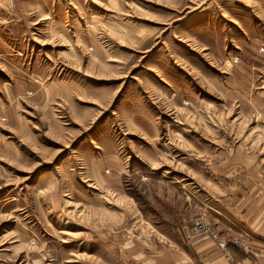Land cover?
<instances>
[{
    "label": "rangeland",
    "instance_id": "obj_1",
    "mask_svg": "<svg viewBox=\"0 0 264 264\" xmlns=\"http://www.w3.org/2000/svg\"><path fill=\"white\" fill-rule=\"evenodd\" d=\"M8 7L0 264H142L183 195L264 190V0Z\"/></svg>",
    "mask_w": 264,
    "mask_h": 264
},
{
    "label": "crops",
    "instance_id": "obj_2",
    "mask_svg": "<svg viewBox=\"0 0 264 264\" xmlns=\"http://www.w3.org/2000/svg\"><path fill=\"white\" fill-rule=\"evenodd\" d=\"M4 8V7H3ZM8 11V9H7ZM12 16L13 14L8 11ZM227 188L219 196L210 195L204 206H199L198 194H185L186 208L192 215L181 218L173 235H166L169 244L146 250L142 264H264V190L254 188ZM222 238L228 241V250L221 249L207 235L192 234L193 220L203 210ZM152 226V233L155 227ZM158 231V230H157ZM168 232V231H166ZM236 240L241 241L240 244ZM148 249V248H147Z\"/></svg>",
    "mask_w": 264,
    "mask_h": 264
},
{
    "label": "built area",
    "instance_id": "obj_3",
    "mask_svg": "<svg viewBox=\"0 0 264 264\" xmlns=\"http://www.w3.org/2000/svg\"><path fill=\"white\" fill-rule=\"evenodd\" d=\"M10 1V6L11 8L13 7L14 1L15 0H9ZM12 10H14V8H12ZM11 10V11H12ZM193 227L192 230L188 232L189 237H191L192 234H203V235H207L209 237H211L212 239H214L219 247L225 251H227L228 254H230L229 250H228V241L225 238H222L220 236V234L216 231L213 223H211L210 219H209V213L208 210H204L202 212H200L197 216L195 221L193 222ZM142 234H139V238H142ZM142 241L148 243V239L146 236H144L142 238ZM153 243H160L161 241L159 240V238L155 237L154 239L152 238ZM237 244H240L241 241L236 240ZM231 255V254H230Z\"/></svg>",
    "mask_w": 264,
    "mask_h": 264
},
{
    "label": "bare ground",
    "instance_id": "obj_4",
    "mask_svg": "<svg viewBox=\"0 0 264 264\" xmlns=\"http://www.w3.org/2000/svg\"><path fill=\"white\" fill-rule=\"evenodd\" d=\"M8 8H9V11H11L12 8H14V10H15V9H16V8H15V1H14V4H13V7H12V8H11V6H10V1H9V7H8ZM14 10H12V11H14ZM12 11H11V12H12ZM208 213H209V212H208ZM210 238H211V237H210ZM211 239H212V238H211ZM213 240H214V239H213Z\"/></svg>",
    "mask_w": 264,
    "mask_h": 264
}]
</instances>
